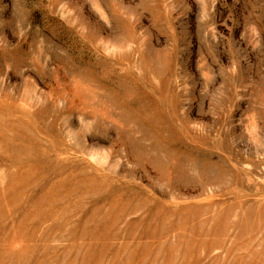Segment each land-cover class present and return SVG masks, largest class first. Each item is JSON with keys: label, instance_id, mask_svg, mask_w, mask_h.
Here are the masks:
<instances>
[{"label": "rangeland", "instance_id": "rangeland-1", "mask_svg": "<svg viewBox=\"0 0 264 264\" xmlns=\"http://www.w3.org/2000/svg\"><path fill=\"white\" fill-rule=\"evenodd\" d=\"M0 264H264V0H0Z\"/></svg>", "mask_w": 264, "mask_h": 264}, {"label": "bare ground", "instance_id": "bare-ground-1", "mask_svg": "<svg viewBox=\"0 0 264 264\" xmlns=\"http://www.w3.org/2000/svg\"><path fill=\"white\" fill-rule=\"evenodd\" d=\"M23 170V169H22ZM33 173V172H32ZM12 184V183H11ZM29 184V183H28ZM53 207V206H52ZM54 208V207H53ZM67 252V251H66Z\"/></svg>", "mask_w": 264, "mask_h": 264}]
</instances>
